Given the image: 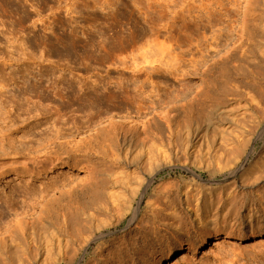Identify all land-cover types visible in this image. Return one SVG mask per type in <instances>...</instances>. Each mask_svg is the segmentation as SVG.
<instances>
[{
    "label": "rangeland",
    "instance_id": "374dc122",
    "mask_svg": "<svg viewBox=\"0 0 264 264\" xmlns=\"http://www.w3.org/2000/svg\"><path fill=\"white\" fill-rule=\"evenodd\" d=\"M219 3L233 6L238 18L250 4L247 35L239 39L235 28L216 60L190 77L153 78L160 96L177 99L141 118L150 131L144 133L122 116L127 105L115 86L132 88L144 79L125 66L134 59L142 70L178 68L175 53L187 60L189 49L212 36L201 29V5ZM263 18L264 0H0V136L18 140L10 145L4 139L0 147L39 156L60 144L70 150L53 168L0 172V207L22 200L26 188L47 190L42 203L51 198L33 214L41 201H28L18 215L26 225L0 236V264H264V224L249 237L225 240L239 233L237 224H230L231 232L230 220L212 229L208 213L198 212L206 222L197 223L185 205L186 197L196 209L206 198L236 192L240 214L253 202L264 219V84L241 88L251 86L250 75L232 76L245 63L242 69L253 76L255 63L264 67ZM143 57L158 61L149 65ZM223 66L206 97L211 73L219 75ZM101 122L113 126L81 134ZM56 132L64 138L50 144ZM124 139L133 141L131 148L124 150ZM233 181L235 190H226ZM145 226L143 239L137 228Z\"/></svg>",
    "mask_w": 264,
    "mask_h": 264
},
{
    "label": "bare ground",
    "instance_id": "6f19581e",
    "mask_svg": "<svg viewBox=\"0 0 264 264\" xmlns=\"http://www.w3.org/2000/svg\"><path fill=\"white\" fill-rule=\"evenodd\" d=\"M249 5L250 4L247 5V8L245 9L244 14L242 15L241 18L237 17L238 14L235 15V13H234V11L236 10L235 8H234L235 10L234 9L231 10V8L233 6L230 7L229 5H227L229 7L228 8L227 6L223 5L222 3L215 5L216 7H213L212 5H201V6H203V9H201V11H199L200 9L198 10V12H201V16L198 18H200V22L203 23V25L201 26V29L203 30V34L207 31H209L210 33H212V36L210 38L204 37L202 44L198 45L195 48L189 49L188 50L189 51L188 52L189 58L187 60L182 59L184 56V53H181V54L178 53L181 55V57H179L180 55H177V53H175L176 55L173 56L174 61H172V62H176V65L178 64V68H174L175 64H173L174 66L171 67V72H168L167 69H162L159 66H156V67H153V66L150 67L149 66V69L145 68L143 70L140 68L138 69V65L135 63V60L133 59L130 66H125V69L130 70L133 73L134 72L138 73V78L140 79V77H144V79L142 81L138 82V84L135 83L132 88H129L124 83L118 84L117 86H115V88L117 90L116 91L117 97L120 100V103L127 105V112L125 115H122V116L124 118L131 119L134 123H137V125L139 123V125H141L142 127L145 128V126L147 124L143 121H140L141 118H144L146 115H149L152 112H155L156 107H158V106H164V107L167 106L165 108H168V104L169 105L172 104L174 101L173 99L174 98L177 99V97L172 96L169 98H163L162 96H160L158 94L157 90L155 89V87L152 85V79L155 77H165V76L166 77L170 76L173 78H177L178 76H181V78L182 77H188V76L190 77V75H193L195 72H197V70L199 68L208 67L211 62L216 60V58L213 59L212 57H214V55H217V53L219 52V49L221 48V46L224 43H226L228 41L229 35L235 30V28H236V31H234V32L239 34V36H240L239 39H242L247 35L248 31H246L245 27H246V24L248 23V14L247 13L249 10ZM238 11L239 10L237 9V13H238ZM222 16H224L225 19H221ZM217 22L219 24H221V26L220 27L218 26L217 28H215L217 26V24H216ZM262 23H264V21ZM153 42L155 43V40L150 41L147 44V46L150 47L151 46L150 44L151 43L153 44ZM241 43L243 44V42L241 41L237 47L235 46V48L237 50L241 49V48H239L242 46ZM235 48L232 47L231 50H235ZM226 49L227 48H225V50ZM173 51H171V52L173 53ZM171 52H168L167 54H171V56L174 55V53L172 54ZM235 53H236V50H235ZM171 56H170V58H172ZM143 59L147 60L146 62L149 63V65H153V64L157 63V61H158V60H153V59L151 60L150 57H149V59L147 57H143ZM182 60L187 63V64H185L187 69H181L182 67H180L181 66L180 63L183 62ZM209 61H211V62L208 65ZM249 61H251V60H249ZM159 63H161L160 60H159L158 64ZM170 63H171V61H170ZM123 64H125V62ZM179 64H180V66H179ZM245 64L241 68L239 67L240 70H239V68L235 69L234 73H232V76H234V78L237 77L239 79H242V78L248 79L251 77V86H248V82H247L245 84L241 83L240 87L241 88L246 87L247 89L259 90L261 88V85L264 84V71H263L264 67L261 68L259 66V64L253 63L254 66L256 65L254 67V69L257 70L256 71L257 73L255 74V76H253V73L255 71L253 73L252 72L248 73L246 70H249V69H245L246 72L242 69V68H244ZM253 64L251 67H253ZM162 65H164V64H162ZM165 65H168V64H165ZM168 66H170V65H168ZM168 66H166V68H168ZM246 66H245V68H247ZM172 69H173V71H172ZM226 69H227V67L223 66L220 69L219 75H217V76H214L215 75L214 72L211 73V76L213 77V79H211L209 81L210 83H209L207 91L205 93L206 97L210 95L209 92L212 89H214V87L217 85L218 78L220 76H222L224 74V72H226ZM169 70H170V67H169ZM249 75H250V77H249ZM241 81H243V80H241ZM239 85L240 84H238L237 86H234V87L236 89H239L240 88ZM180 87L184 90L186 86L180 85ZM246 88H245V90H246ZM177 92H179V91H177ZM181 92H182V90H181ZM239 93L244 94V92H240V91H239ZM249 93L245 92L246 96ZM249 101H250V103H251V101H253L252 97H249ZM192 107H193V105H192ZM248 108H250V107H248ZM165 115L166 114H164V116ZM165 118H167V116H165ZM251 120H249V121H251ZM111 126H113V124L111 122H108V123L107 122H101V123H98L97 125H93L92 127L86 128L85 130L82 131L81 134L87 135V134H90V133L97 131L101 128L104 129L106 127H111ZM249 127H252V126H249ZM135 128H136V126H135ZM135 128L133 126L130 129L134 130ZM135 130H136L135 131L136 133L134 134L135 136L132 139H136L137 138L136 135L139 134L138 130L137 129H135ZM148 130L149 129L146 127L145 129H143V132L145 131L144 133H146ZM148 132H150V131H148ZM62 138H64L63 134L56 132L55 133V139L53 141H51L50 144H54L56 140L62 139ZM4 139L10 145L13 142L18 141L15 138H11L10 135H8L6 133H4L0 136L1 143H4ZM122 141L123 142L121 143V146L124 147V150L131 148V143L133 142L132 140H130V142H126V140L124 139ZM19 143L22 144V142H19ZM69 143H70L69 141H64V144H69ZM61 145H63V144H60L58 151L46 152L40 156L39 155H31L30 153L21 152L18 149H15L11 152H8V151L3 149V146H1L2 148L0 147V150H1L0 151V172L3 171L6 167H13V166L19 167V169H22L24 172H26L30 166H32L34 169L41 168L45 165H49L53 168L56 165L63 163L62 162L63 158L61 157L63 154H67V155L69 154L70 150L68 148V145H66L67 147H64V146L62 147ZM70 149H72V148H70ZM130 151H131V149H130ZM262 172H263V170H262ZM263 175H264V173H263ZM256 176L259 177L258 175H256ZM254 178H255V176H254ZM259 179H260V177H259ZM235 184L236 183H234V181H233V183L229 184L230 186L228 185V187H225L226 190H228L230 188L235 190V188H236ZM232 189H230V190H232ZM108 192H110V191H108ZM44 194H46V196H48V191L47 190L39 191V190H35V189L29 190L28 188H26V193L25 192L23 193L22 200H16L15 201V199H11L12 203L11 202L8 203L7 201H4L3 206L0 207V236H4L5 234L10 235L11 231L13 232V230L18 229V227H21L22 225H26L25 218L18 217V215L23 213L24 210H22V209L28 205V201L37 199L35 201V203L38 204L41 200H43V199L45 200L44 197H46V196H44ZM229 194L230 193H226L227 198L223 197V198H217V199H213V200L208 199V201L206 198L203 206H198V205L194 206V207H196V209L192 207L193 205H192L191 198L186 197V199H185V205L187 207L186 210L195 212L196 213L195 217L198 216L197 215L198 212H200L202 210L204 211L205 215H206V213H208L209 215H207V216L211 217V220L209 222V223H211L210 224L211 227L210 226L209 227L212 229L217 228V225L219 224L220 221L227 222L228 220H230L228 222L230 229H228V230L231 232L234 229H232V225H230V224H233V226L235 224H237L239 227H236V229L239 233H236V232L229 233L228 237H226L225 240L249 237L252 235L253 230H255L257 228H261L263 226L264 219L259 214L257 209L254 207L253 202H252V205H250V206L247 205V208L245 207L246 212L244 214H240L239 208H237V206H236V199L238 197L237 195H235L236 192L234 193V195L232 194L231 196H229ZM197 199H199V198H197ZM43 201H41V203H39L37 205L36 209H33L31 211V214H33L34 212H37L38 210H41L45 206V204H47L48 202L51 201V198L48 199V201H46V203H42ZM16 205L17 206L20 205V206H18L17 209H14V206H16ZM31 214H29V215H31ZM136 218H137L136 214L133 213L132 218L130 220V223H133V224L136 223ZM195 219H196L195 221L197 223H200V220H204V224L206 222V218L199 219L196 217ZM175 220H176V222H178V224L181 223V221H182L180 218H176V217H175ZM168 224L163 225V227L166 230H170V229L173 230L172 224L171 225H168ZM243 224H244V226H242ZM181 228H179V229L174 228L175 229L174 231H176V233H178L181 230ZM147 229H148V227H146V226L137 228L138 233H143L145 235V236H143V239L147 238V236L149 235L148 234L149 232H146ZM216 232H218V230ZM216 234L218 235V233H216ZM218 242L219 241L217 239H215L213 241V248H217V250L219 251L221 249V247H220L221 243H218ZM223 242L227 243V241H223ZM181 248H182V246H181ZM166 251H168L167 257L170 258L171 255L173 254V247L168 245ZM163 252H164V250H163ZM184 258H185V256L181 257L179 260H183Z\"/></svg>",
    "mask_w": 264,
    "mask_h": 264
}]
</instances>
